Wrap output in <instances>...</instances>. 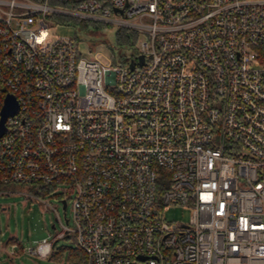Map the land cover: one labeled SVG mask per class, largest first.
<instances>
[{
    "label": "built area",
    "instance_id": "built-area-1",
    "mask_svg": "<svg viewBox=\"0 0 264 264\" xmlns=\"http://www.w3.org/2000/svg\"><path fill=\"white\" fill-rule=\"evenodd\" d=\"M48 1L0 0V130L8 95L18 106L0 195L71 201L27 251L74 238L84 264H264V0ZM55 16L138 38L129 56L83 57L51 36ZM171 206L189 221H167Z\"/></svg>",
    "mask_w": 264,
    "mask_h": 264
},
{
    "label": "rangeland",
    "instance_id": "rangeland-1",
    "mask_svg": "<svg viewBox=\"0 0 264 264\" xmlns=\"http://www.w3.org/2000/svg\"><path fill=\"white\" fill-rule=\"evenodd\" d=\"M49 25L51 36L75 40L83 57L98 55L100 60L108 61L112 54L117 58L123 53L129 56V50L116 48V33L119 29L116 23H91L76 19L65 25L56 19H49ZM90 46L95 47L91 54ZM1 188L3 191L15 192L0 195V264H68L70 248L76 247L74 238L58 240L55 252L58 251L60 254L46 259L31 255L27 250L35 248L38 242L49 235L52 236L50 238L52 240L61 230L57 213L63 221L65 218L71 219V201L64 210L56 195L50 193L44 195V199L55 207L56 213L38 199L25 195L30 193V190L31 194L35 193L31 187L9 185ZM190 213L186 207L171 206L165 211L164 217L167 221L188 222ZM72 223L70 220V225ZM53 225L55 228H52ZM11 253L15 255L11 257L9 255Z\"/></svg>",
    "mask_w": 264,
    "mask_h": 264
},
{
    "label": "trees",
    "instance_id": "trees-1",
    "mask_svg": "<svg viewBox=\"0 0 264 264\" xmlns=\"http://www.w3.org/2000/svg\"><path fill=\"white\" fill-rule=\"evenodd\" d=\"M43 1V0H37ZM83 0H49L48 3L52 6L62 7L67 9H74L77 5ZM55 19L61 24L67 25L70 21H74L76 19L67 18L62 16H55ZM138 35L127 29L120 28L116 33V48L118 49H127L131 48L136 42ZM69 256H68V264H84L85 262V254L79 249L77 246L74 248H70ZM60 250V249H57ZM62 250V249H61ZM60 254L58 251L54 252V255Z\"/></svg>",
    "mask_w": 264,
    "mask_h": 264
},
{
    "label": "water",
    "instance_id": "water-1",
    "mask_svg": "<svg viewBox=\"0 0 264 264\" xmlns=\"http://www.w3.org/2000/svg\"><path fill=\"white\" fill-rule=\"evenodd\" d=\"M139 59H140V63L143 64V56H140ZM130 67L134 68V62H131ZM17 110H18V106H17V103L15 101V98L11 95H8V97L6 98V101H5V107H4L3 112H2V119H1L2 129L0 130V135L4 132L3 124L6 120V118L11 114H15L17 112ZM65 208H66V204L64 202L63 209H65ZM54 227L55 226L53 225L52 228H54ZM53 245L55 246L56 242Z\"/></svg>",
    "mask_w": 264,
    "mask_h": 264
}]
</instances>
